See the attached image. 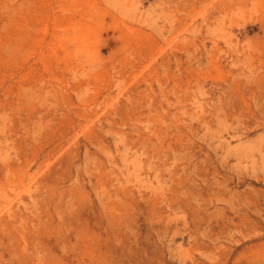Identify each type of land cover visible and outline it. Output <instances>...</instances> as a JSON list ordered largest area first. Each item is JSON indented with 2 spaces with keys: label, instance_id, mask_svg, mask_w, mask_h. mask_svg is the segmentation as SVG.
<instances>
[{
  "label": "rangeland",
  "instance_id": "obj_1",
  "mask_svg": "<svg viewBox=\"0 0 264 264\" xmlns=\"http://www.w3.org/2000/svg\"><path fill=\"white\" fill-rule=\"evenodd\" d=\"M0 264H264V0H0Z\"/></svg>",
  "mask_w": 264,
  "mask_h": 264
}]
</instances>
